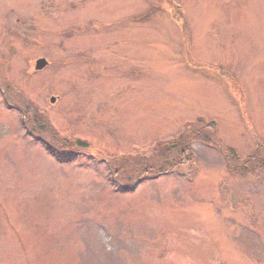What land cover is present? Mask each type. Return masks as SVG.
<instances>
[{"label":"rangeland","instance_id":"1","mask_svg":"<svg viewBox=\"0 0 264 264\" xmlns=\"http://www.w3.org/2000/svg\"><path fill=\"white\" fill-rule=\"evenodd\" d=\"M197 118L264 143V0H0V264H264L260 161L165 152Z\"/></svg>","mask_w":264,"mask_h":264},{"label":"trees","instance_id":"2","mask_svg":"<svg viewBox=\"0 0 264 264\" xmlns=\"http://www.w3.org/2000/svg\"><path fill=\"white\" fill-rule=\"evenodd\" d=\"M179 7V6H178ZM12 104V103H11ZM18 106V105H17ZM19 108V106H18ZM21 111H23L21 109ZM38 117V115H37ZM27 119V118H26ZM41 120H44V118L41 116ZM38 120L37 121H41ZM32 125L34 127L32 128V131H30L32 134H34L35 138L39 139L41 142H43L45 144V146L52 148L53 144L46 135H42L41 133L43 132L42 129L38 128L35 120L32 118V120H30ZM184 130L182 131L181 134H178L173 142V144H170L168 147H166L165 152H167V154L171 151L174 150V148L176 149L177 147H179V142L182 139H185L184 135H187V138L190 137L191 135H195V136H199L202 139H205V141L209 142L211 145H213L214 147L218 148L222 154L224 155L227 165L231 168L234 169L235 171L238 172H244L246 173V169L249 168L252 165L251 164L254 160L256 162L261 163V166H264V143L259 144L257 149L255 151H252V153H249L247 155L242 154L240 151H238L233 145L230 144H226L223 142V140L221 139L220 135H219V131H218V126L217 123L212 120V119H203V118H197L196 120L187 122L186 124H184ZM38 130V131H36ZM189 142V140L187 141V143ZM79 149V148H78ZM56 151V150H55ZM61 158L63 159H70V161L72 159H74L75 156H73V154L70 156L69 154L66 153H62L61 152H56ZM72 153H76V155H80L82 153V151L79 149H74V152ZM75 155V154H74ZM73 156V157H72ZM262 159V160H261ZM131 189V187H129Z\"/></svg>","mask_w":264,"mask_h":264},{"label":"water","instance_id":"3","mask_svg":"<svg viewBox=\"0 0 264 264\" xmlns=\"http://www.w3.org/2000/svg\"><path fill=\"white\" fill-rule=\"evenodd\" d=\"M48 62H47V60H46V58H40L39 60H38V62H37V68H40V67H43V66H45L46 64H47Z\"/></svg>","mask_w":264,"mask_h":264},{"label":"bare ground","instance_id":"4","mask_svg":"<svg viewBox=\"0 0 264 264\" xmlns=\"http://www.w3.org/2000/svg\"><path fill=\"white\" fill-rule=\"evenodd\" d=\"M171 152H173V150H171V151H170L168 154H170ZM132 188L134 189V188H135V186L131 187V189H132Z\"/></svg>","mask_w":264,"mask_h":264}]
</instances>
